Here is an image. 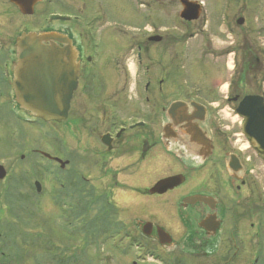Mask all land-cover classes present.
Returning <instances> with one entry per match:
<instances>
[{"label":"flooded vegetation","instance_id":"1","mask_svg":"<svg viewBox=\"0 0 264 264\" xmlns=\"http://www.w3.org/2000/svg\"><path fill=\"white\" fill-rule=\"evenodd\" d=\"M53 4L65 18L42 14ZM42 28L76 53L59 122L12 99L15 37ZM245 95L264 100V0H0V97L55 125L51 220L81 241L55 264L89 246L129 264H264V159L241 132ZM173 100L204 105L206 156L165 133Z\"/></svg>","mask_w":264,"mask_h":264},{"label":"rangeland","instance_id":"2","mask_svg":"<svg viewBox=\"0 0 264 264\" xmlns=\"http://www.w3.org/2000/svg\"><path fill=\"white\" fill-rule=\"evenodd\" d=\"M48 9L63 11L54 4ZM8 111L6 98L0 97V164L5 169L0 179V258L4 254L7 264H55L56 249L62 254L69 247H80L81 242L76 236H70V241L58 238L60 233L57 235L51 220L53 167L46 158L34 152L40 148L51 154L55 125L52 122L21 123ZM224 111L227 109L221 110L223 118ZM35 179L42 182L38 193L33 188ZM128 258L97 256L89 246L85 256L74 251L72 258L65 256L63 264H84L86 261L89 264H129Z\"/></svg>","mask_w":264,"mask_h":264},{"label":"water","instance_id":"3","mask_svg":"<svg viewBox=\"0 0 264 264\" xmlns=\"http://www.w3.org/2000/svg\"><path fill=\"white\" fill-rule=\"evenodd\" d=\"M14 1L23 5L30 0ZM54 40L62 42V47H58ZM44 41L48 44H43ZM12 72L15 100L20 108L45 120L59 121L65 116L68 97L76 80L75 52L66 36L49 30L21 33L16 39ZM240 105L242 110L238 109V112L248 121L246 126H250L251 131H264V116L261 117L264 103L260 98L245 96ZM255 105L261 118L254 117ZM192 107L183 101H173L166 111L165 132L169 133L173 128L178 130L185 139L181 143L187 140L184 145H190L193 155L204 156L210 149V134L203 111ZM251 121L254 126L248 125ZM243 131H246L245 127ZM259 135L261 133L255 135L257 141H250L257 151L264 153V142L260 141ZM3 174L0 165V177Z\"/></svg>","mask_w":264,"mask_h":264}]
</instances>
